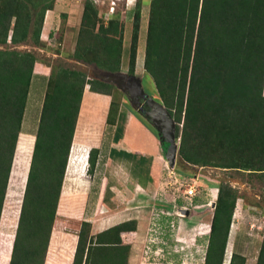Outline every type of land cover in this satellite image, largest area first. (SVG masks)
<instances>
[{
    "label": "trees",
    "instance_id": "trees-1",
    "mask_svg": "<svg viewBox=\"0 0 264 264\" xmlns=\"http://www.w3.org/2000/svg\"><path fill=\"white\" fill-rule=\"evenodd\" d=\"M56 1L0 0V223L38 62L32 50L13 46L29 41L43 46L46 13ZM141 6L137 0L130 11H114L106 20L94 0H85L73 58L120 71L129 15L133 30L127 67L135 74ZM47 65L51 71L8 264H45L70 152L72 163L78 157L72 143L77 144L73 140L86 86L112 96L108 124L122 117L120 89L114 84L79 69ZM144 68L176 121L180 174L192 177L184 167L189 163L248 171L264 183V0H150ZM136 115L158 135L147 119ZM162 144L165 152L168 143ZM99 153L94 146L86 154L90 176ZM214 187L217 197L210 230L203 234V264H224L237 206L232 186L218 182ZM176 215L166 221L172 220V230ZM91 227V221L82 220L72 264H128L131 244L122 234L135 231L137 221L125 220L95 234ZM229 264H247V256L233 251ZM256 264H264V234Z\"/></svg>",
    "mask_w": 264,
    "mask_h": 264
},
{
    "label": "rangeland",
    "instance_id": "rangeland-1",
    "mask_svg": "<svg viewBox=\"0 0 264 264\" xmlns=\"http://www.w3.org/2000/svg\"><path fill=\"white\" fill-rule=\"evenodd\" d=\"M94 1L99 8L100 14L107 20L114 11H130L133 9L137 0ZM84 2L85 0H57L54 8H57L54 29L52 33L46 35L47 41L43 42V46H35L31 41L13 46L21 50H32L38 56L35 77L32 81L26 113L24 115V132L21 134L33 135L37 130L48 75L50 73L49 70L51 71V67L45 66L46 64L50 63L79 69L85 71L89 76L96 74V67L94 65L73 58ZM141 4L142 15L137 47L136 72L134 75L140 78V82L145 91L155 99H158L154 80L144 68L150 0H141ZM132 30L133 19L128 15L123 36L124 54L122 68L117 72L129 73L127 61ZM39 67L45 70L44 72L41 71L46 74L45 76L37 75L43 74L40 72ZM37 76H41V80H38ZM112 84L114 83L112 82ZM116 88L118 87L116 86ZM117 95L122 106L121 109L123 108L125 111L132 110L134 114L138 112L135 105L131 103L132 99L128 98L129 95L125 94L123 90H120ZM110 97L112 99V96ZM89 98L95 99V103L103 106L101 116H98L99 114H93V110L89 107L91 106V100H88ZM107 105L109 106L105 99L102 100L88 94L83 101L78 127L76 129L75 141H77V144H72V146L76 147V155L78 157L76 159L74 155L75 163H72V153L70 152L71 156L69 155L67 171L58 205V214L54 223L45 264H72L78 239L77 233L80 230L82 220L91 221V232L95 234L119 219L122 220L127 217H118L119 219L112 220L109 216V214L111 215V200L110 193L108 192L110 183L107 186L108 190L105 194H101V176L104 170L96 172L94 176L87 174L89 163L86 154L92 146H98L102 142V135L104 136L103 141H108V133L103 131L107 125L104 117ZM123 121L124 118H121L120 126L124 125ZM177 140L179 143V138ZM19 141L0 223V264L9 263V261L7 262V258L9 257L8 253L10 244L15 236L34 145L32 138L23 140L24 142L21 147H19ZM120 156L126 157L123 154H120ZM138 156L135 152H131L128 160L133 157V159L131 158L133 165H129V168L133 171L132 175L144 185L146 176L148 175L149 164H145L146 169L141 165L142 169L139 170L140 158ZM178 161L179 156H177L175 167H171L167 159L164 163V166H166L161 179L165 182L164 193L170 195L166 206H163V204H160L162 206L153 205L151 204L152 202L144 203L139 201L138 198L135 199L136 202H139L136 203L139 209L143 210V217L141 218L142 223L138 225L135 231L124 232L122 234L123 240L131 244L128 264H203V252L206 251L205 246L207 243V237L205 238V236L207 235L197 233L194 227L199 221L204 220L203 222L205 223L201 225L202 231L206 232L208 230V224L210 223L213 211L207 203L216 200L214 198H216L217 190L214 186L218 182L232 186L237 195V206L233 217L224 264H229L233 251H239L246 255L247 264H256L264 234V183L261 176L259 174L249 173L248 171L242 172L208 166L197 167L189 163H184V167L193 173L192 177H190L186 174H180L176 170ZM104 167L106 168L105 164L103 169ZM152 178L154 180L155 177L152 176ZM208 184H212V186ZM189 186H193L195 190L196 195L194 196V200L201 198V201L206 205L189 207L190 214L187 216L180 212L178 214L180 216L175 214L177 216V227L172 230V220L168 224L166 221L169 216L163 214L161 210L178 207L172 205L170 203L171 200L174 197V200H179V196ZM129 216L132 217L133 213H130ZM172 231H175L173 238L171 236ZM200 235H203L204 238H199ZM170 241H172L173 246L169 244ZM167 251L171 253H167ZM176 251L180 252L181 255L173 256V252Z\"/></svg>",
    "mask_w": 264,
    "mask_h": 264
},
{
    "label": "crops",
    "instance_id": "crops-1",
    "mask_svg": "<svg viewBox=\"0 0 264 264\" xmlns=\"http://www.w3.org/2000/svg\"><path fill=\"white\" fill-rule=\"evenodd\" d=\"M56 9L49 10L46 13L44 28L42 31V39L45 42L47 41L46 35L52 33L54 29L55 20H56V14H55ZM45 66L48 65L46 64ZM39 69L40 72L45 71L42 70L41 67H39ZM35 72L33 78L35 77ZM37 75L45 76L46 74L43 73ZM37 79L41 80V76H37ZM87 94L102 100L105 99V101H107L110 106L111 95L91 91L88 86L84 91L81 109L83 106V101ZM89 100H91V104H90L91 106L89 107L91 108V110H93L94 112L93 114H99L98 116H101L103 111V106H101L99 103H95L96 100L93 98H89ZM109 106L107 105V110L105 111V115H104L105 122L107 125L105 127V130H103L108 133V141H103L104 136L102 135L101 136L102 142L98 146H96L100 149L96 172L100 170L101 171L104 170L101 176L102 178L101 194L102 195L105 194V192L108 190L107 186L110 183L108 192L110 193V200H111L110 202L111 215L109 214V216L111 217L112 220L119 219L118 217L127 216L122 220L120 219L118 221L115 220L116 222L112 223L110 226L120 223L123 220L125 221L129 219H134L137 221V227H138V225L142 223L141 218L143 217L142 216L143 210L139 209L138 204H136L139 203L138 201L137 202L135 201L136 198H138L139 201L144 203L152 202L151 204L153 205L163 204V206H166L167 201L170 197L168 193H164L165 182L161 179L164 175L165 166H166V165L164 166V163L166 162L164 147L158 135H156V133L150 127H148V125H146L142 120H140L136 116V114L132 112V110L125 111V109L120 108V114L122 117H124V121H123L124 125L120 126L121 125L120 119L122 117L118 118L116 124L114 125L108 124L107 115H108ZM81 109H80V113H81ZM79 118H80V114H79ZM79 118H78V122H79ZM75 138H76V132L73 142L75 141ZM130 151L135 152L137 155H139L138 156V158H140L139 170L142 169L141 165H143L145 168V164H149L148 175L146 176L144 185H142L136 179V177L132 175L133 171L129 168V165H133L132 163L133 161L131 160V158L133 159V157H131L130 160H128V157H130L131 154ZM120 154L125 155L127 158L120 156ZM102 158L105 160H103ZM104 164L106 165V168L104 167L103 169ZM152 176L155 177L154 180ZM174 198L173 200H171V202L169 201L172 205L175 204L172 203L175 202ZM158 202L159 204H157ZM178 202H181V200L179 199ZM200 202L203 203V201ZM130 213H133L132 217L129 216ZM203 221H199L197 225L194 227L197 233L204 234L209 232V228L206 232L202 231L201 225L202 223H205ZM208 225H209L208 227H210V223ZM110 226H106V228Z\"/></svg>",
    "mask_w": 264,
    "mask_h": 264
},
{
    "label": "water",
    "instance_id": "water-1",
    "mask_svg": "<svg viewBox=\"0 0 264 264\" xmlns=\"http://www.w3.org/2000/svg\"><path fill=\"white\" fill-rule=\"evenodd\" d=\"M93 76L106 82H113L115 86L129 95L128 98H134L131 100V103L135 105L137 111L156 129L161 142L168 143L165 156L169 165L175 167L180 139L178 143L175 133L176 121L163 102L149 95L143 88L140 78L134 74L109 72L96 67V74ZM140 98L145 100L146 106H140L138 103ZM215 204L216 201L210 205L212 211L215 208ZM177 211L185 216L190 214L189 208H178Z\"/></svg>",
    "mask_w": 264,
    "mask_h": 264
},
{
    "label": "built area",
    "instance_id": "built-area-1",
    "mask_svg": "<svg viewBox=\"0 0 264 264\" xmlns=\"http://www.w3.org/2000/svg\"><path fill=\"white\" fill-rule=\"evenodd\" d=\"M215 189L217 190V188H215ZM195 195L196 194H195V190L193 189V186H189V188H187L184 191V193H182V195L179 196L181 199V202H178L177 199L175 200V204H173V205L178 206V207H175L172 209L167 208L166 210H161L162 213L165 215H174L176 213L179 214V212L177 211L178 208H189L191 206L198 207L199 205H205V203H199L197 199L194 200ZM216 197H217V195H216ZM214 199H216V198H214ZM214 201H216V200L209 201L207 204L211 205ZM158 212H156V213H158Z\"/></svg>",
    "mask_w": 264,
    "mask_h": 264
},
{
    "label": "bare ground",
    "instance_id": "bare-ground-1",
    "mask_svg": "<svg viewBox=\"0 0 264 264\" xmlns=\"http://www.w3.org/2000/svg\"><path fill=\"white\" fill-rule=\"evenodd\" d=\"M89 100V99H88ZM85 102H86V100H85ZM27 138H32V140H33V143H34V140H35V136H33V135H29V134H21L20 135V141H19V147H21L22 146V144H23V140H26ZM31 140V139H30ZM32 148V147H31ZM17 228V227H16ZM13 241L11 242V244H10V250H9V253H8V258H7V262L10 260V256H11V252H12V246H13ZM8 264V263H7Z\"/></svg>",
    "mask_w": 264,
    "mask_h": 264
},
{
    "label": "flooded vegetation",
    "instance_id": "flooded-vegetation-1",
    "mask_svg": "<svg viewBox=\"0 0 264 264\" xmlns=\"http://www.w3.org/2000/svg\"><path fill=\"white\" fill-rule=\"evenodd\" d=\"M130 98H131V97H130ZM131 99H134V98H131ZM144 102H145V100H144L143 98H142V99L140 98V101H138V103L140 104L141 107H142L143 105L146 106V104H145ZM139 104H138V105H139Z\"/></svg>",
    "mask_w": 264,
    "mask_h": 264
},
{
    "label": "clouds",
    "instance_id": "clouds-1",
    "mask_svg": "<svg viewBox=\"0 0 264 264\" xmlns=\"http://www.w3.org/2000/svg\"><path fill=\"white\" fill-rule=\"evenodd\" d=\"M33 151V150H32ZM87 155H88V153H87ZM32 156V155H31ZM209 230H210V227H209Z\"/></svg>",
    "mask_w": 264,
    "mask_h": 264
}]
</instances>
